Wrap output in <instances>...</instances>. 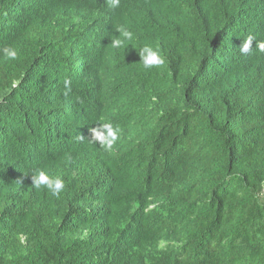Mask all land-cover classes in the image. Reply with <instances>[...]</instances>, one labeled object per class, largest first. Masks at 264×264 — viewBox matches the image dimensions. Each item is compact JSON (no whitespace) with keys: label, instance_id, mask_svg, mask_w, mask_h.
Masks as SVG:
<instances>
[{"label":"trees","instance_id":"16d2710c","mask_svg":"<svg viewBox=\"0 0 264 264\" xmlns=\"http://www.w3.org/2000/svg\"><path fill=\"white\" fill-rule=\"evenodd\" d=\"M120 26L133 39L112 48ZM249 35L264 41V0H0V264H264ZM144 45L165 63L145 69ZM104 122L111 151L90 142Z\"/></svg>","mask_w":264,"mask_h":264},{"label":"clouds","instance_id":"9594fccd","mask_svg":"<svg viewBox=\"0 0 264 264\" xmlns=\"http://www.w3.org/2000/svg\"><path fill=\"white\" fill-rule=\"evenodd\" d=\"M119 0H113V6H118ZM118 36L112 39L110 44L112 48H121L126 41L133 39V32L120 26L116 29ZM253 42H255V48L260 52H264V41H255L254 37L249 35L244 39L239 47L241 55H247L253 48ZM3 55L9 60H15L17 58V49L13 46L3 48ZM140 63L145 69H151L154 67H160L165 63L163 56L159 50L154 49L151 45H144L139 51ZM65 96L71 91V81L66 79L64 81ZM121 129L119 126H114L111 122H104L96 127L90 129L91 139L90 142L98 143L105 151H111L120 137ZM78 139H83L81 136ZM32 185L37 188L47 189L53 196H59L65 188V181L61 176H53L48 171L40 169L37 170L31 176Z\"/></svg>","mask_w":264,"mask_h":264}]
</instances>
